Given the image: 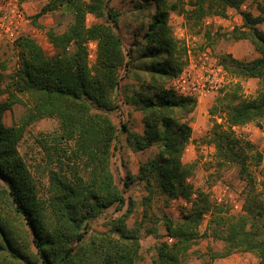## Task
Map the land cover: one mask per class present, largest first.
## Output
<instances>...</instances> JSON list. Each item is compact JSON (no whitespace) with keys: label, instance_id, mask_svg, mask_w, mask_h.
<instances>
[{"label":"trees","instance_id":"16d2710c","mask_svg":"<svg viewBox=\"0 0 264 264\" xmlns=\"http://www.w3.org/2000/svg\"><path fill=\"white\" fill-rule=\"evenodd\" d=\"M244 1L186 0L180 7L178 2L145 0L144 4L152 2L155 10L143 41L135 39L133 46L140 51L137 60L146 64L149 83L145 89L140 83V90L127 96L143 113L142 131H133L126 123L120 131L133 152L154 144L158 151L156 157L140 163L135 174H125L122 188L112 169L119 129L108 113L119 108L113 96L120 85L119 70L130 76L136 59L115 30L118 13L109 7V0H47L33 15L36 19L63 8L72 20L63 32H48L54 48L50 56L32 38L17 37L18 65L6 85L0 73V97L5 96L0 101V264H134L140 254V230L147 207L156 192L165 196L166 202L181 198L191 205L180 220L164 216L165 235L171 241L156 245L152 264H184V255L200 236L198 227L205 214H209L205 232L223 242V249L214 252L213 259L240 251L257 258L250 264H264V169L260 189L250 169L251 159L258 166L262 155L234 131V127L252 121L264 126V31L258 27L264 22V0H252L257 14L241 11L242 24L229 33L233 40H247L257 56L244 61L227 53L219 59L231 76L258 79L260 89L255 97L245 99L240 95V84L231 83L220 90L209 108L214 165L236 166L245 183L242 213L229 214L188 180L194 164L183 163L181 157L192 129L182 119L196 101L163 84L177 77L185 64L186 48L174 38L168 24L170 11L178 9L192 29L207 15L225 17L227 9L239 10ZM88 14L104 22L87 25ZM90 42L96 48L92 64L88 61ZM24 95L31 99V105L19 123L6 125L4 113L23 103ZM217 112L223 114L225 124L213 118ZM46 117L57 119L61 131L52 138L53 143L39 141L45 154L41 172L47 177L46 190L41 193L40 182L18 145L26 128ZM60 141L66 146L60 147ZM133 181L141 182L147 194L141 201L142 218L128 227L132 202L126 201L124 191ZM112 205L122 212L109 220V228L88 233L90 221ZM155 229L151 226L145 232L155 235Z\"/></svg>","mask_w":264,"mask_h":264},{"label":"rangeland","instance_id":"374dc122","mask_svg":"<svg viewBox=\"0 0 264 264\" xmlns=\"http://www.w3.org/2000/svg\"><path fill=\"white\" fill-rule=\"evenodd\" d=\"M169 2H178L185 6L186 0H168ZM47 0H0V17L16 6L23 14L26 21L21 22L14 31L19 36H28L35 40L41 46L46 56L54 52V48L49 41L48 32H63L72 20V15L63 8L52 12H47L33 19ZM145 0H109V7L118 13V24L116 31L120 34L125 49L132 48V55L136 59L131 67V75L125 76L123 69L119 70L120 85L113 93L119 108L110 111L108 115L113 123L119 129L117 139L114 143L112 155V169L115 180L122 188V179L127 172L135 174L140 163L154 158L157 155V145L143 150L133 152L125 143V134L120 131L122 123L140 133L142 131L143 113L135 108L130 98L134 91L140 90V83H143L144 89L149 83V76L144 71L146 66L143 60H137L140 53L137 46H133L135 39L143 41V34L150 21V15L154 12L155 6L152 2L144 4ZM248 11L257 14L256 4L252 0H245L239 10L227 9L225 17L217 15L205 16L196 27L189 28L184 16L177 10H171L168 24L171 27V33L178 43L186 48L183 59L185 61L183 70L189 64H195V75L202 74L200 63L206 61L207 68H217L214 70V77L217 79L216 86L206 93L192 97L196 103L192 111L183 115L182 120H186L191 126V136L187 143L181 161L183 163H193V173L189 177L190 183L194 188L204 191L208 194L210 201L221 205L227 209L229 214L242 213V191L245 183L237 173L236 166L230 164L217 168L214 165V146L209 141V131L212 126L209 108L215 102L221 89L229 87L231 83L238 82L242 98L249 99L256 96L261 84L256 78H235L227 73L219 63L221 55L230 53L233 57L240 60H251L257 56V52L247 40H233L229 33L242 24L240 12ZM7 21V19H6ZM104 22L103 19L95 18L88 14L86 24ZM258 27L264 31V22ZM35 36H32V34ZM16 39V38H15ZM15 39H11L0 29V73L3 75V84L6 85L8 76L16 69L18 65L17 49L14 47ZM71 48V45L69 46ZM67 48V49H69ZM95 43L88 45L89 64L94 62ZM206 53V55H205ZM207 58V60H205ZM210 65V66H209ZM191 70V68H190ZM138 75L139 78L133 77ZM171 80L165 81L164 87L172 89ZM179 95V94H178ZM5 96L0 97V101ZM23 103H18L7 110L3 115V122L6 125L19 123L20 117L25 109L31 105V99L28 96H22ZM218 122H223V114L217 112L214 116ZM60 127L55 118H42L26 128L22 140L18 145L19 153L27 163L34 177L40 182V192L44 193L47 187V177L45 172H41L45 164V154L39 141L53 143V137L60 133ZM235 133L249 140L256 151L261 153L262 160L255 166V159H251L250 169L256 177L257 189L259 180L262 177L264 169V126H259L256 122H248L241 126L234 127ZM60 147L66 146L63 141L59 142ZM57 152L54 151V156ZM147 194L143 184L133 181L125 189L124 196L127 202H132L131 214L126 220L128 227H133L139 223L143 214L142 198ZM194 195H192L193 197ZM165 196L156 192L149 206L147 207V217L143 221L140 230V254L134 264H152L155 255V247L161 241H171V238L165 235L164 216L174 221L183 218L188 212L190 202L181 198H173L166 202ZM120 211L115 210V205L106 208L100 217L90 221L89 232L106 231L109 228V220L120 215ZM209 214H205L198 227L200 236L196 243L191 246L183 257L184 264H250L257 261V258L250 252L236 251L224 258H212V254L223 249V242L213 240L206 231L208 227ZM154 226L155 235L147 234L148 227Z\"/></svg>","mask_w":264,"mask_h":264},{"label":"built area","instance_id":"2783aa9c","mask_svg":"<svg viewBox=\"0 0 264 264\" xmlns=\"http://www.w3.org/2000/svg\"><path fill=\"white\" fill-rule=\"evenodd\" d=\"M23 21H26L23 14L16 6H14L2 17H0V29H2L9 38L15 39L18 37V35L14 30L17 29L18 25ZM32 36H35V34L33 33ZM205 60H207V58H205ZM206 65L207 62L202 61L200 63V68L203 69L202 74L195 75L192 70H194L196 65L189 64L188 67L184 69L177 77L172 79V90L181 96L188 97L206 95V93L212 91L217 82V79L214 77L216 74H213V71L220 70L221 68L212 67L209 69L206 67Z\"/></svg>","mask_w":264,"mask_h":264}]
</instances>
